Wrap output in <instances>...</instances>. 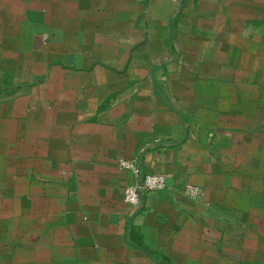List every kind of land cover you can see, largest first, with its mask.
Masks as SVG:
<instances>
[{
    "label": "crops",
    "instance_id": "1",
    "mask_svg": "<svg viewBox=\"0 0 264 264\" xmlns=\"http://www.w3.org/2000/svg\"><path fill=\"white\" fill-rule=\"evenodd\" d=\"M0 264H264V0H0Z\"/></svg>",
    "mask_w": 264,
    "mask_h": 264
},
{
    "label": "built area",
    "instance_id": "2",
    "mask_svg": "<svg viewBox=\"0 0 264 264\" xmlns=\"http://www.w3.org/2000/svg\"><path fill=\"white\" fill-rule=\"evenodd\" d=\"M120 166L133 173L136 184L130 186L125 192V202L131 207H139L145 194L154 191H163L167 188V179L162 174H146L138 161L128 162L121 160ZM202 191L198 188H190V196H199Z\"/></svg>",
    "mask_w": 264,
    "mask_h": 264
}]
</instances>
